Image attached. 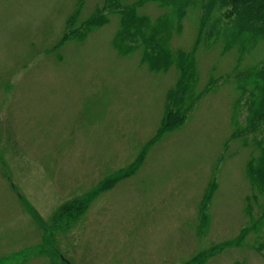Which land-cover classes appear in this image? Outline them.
Returning a JSON list of instances; mask_svg holds the SVG:
<instances>
[{"label":"rangeland","instance_id":"374dc122","mask_svg":"<svg viewBox=\"0 0 264 264\" xmlns=\"http://www.w3.org/2000/svg\"><path fill=\"white\" fill-rule=\"evenodd\" d=\"M135 1L0 0V264H264L263 199H248L264 123L238 86L264 64V20L250 32L222 14L194 49L188 9L160 67L115 42L124 6L155 20L172 8ZM169 107L185 120L161 132Z\"/></svg>","mask_w":264,"mask_h":264},{"label":"trees","instance_id":"16d2710c","mask_svg":"<svg viewBox=\"0 0 264 264\" xmlns=\"http://www.w3.org/2000/svg\"><path fill=\"white\" fill-rule=\"evenodd\" d=\"M147 0H136L134 4L146 2ZM162 6L171 4L172 8L164 14V16L159 19H152V17L146 15L141 17H136L135 13L137 9L135 6L126 5L124 8L126 9V15L124 16V20L122 22V31L120 36L116 38V44L119 45L123 51H131L132 49H136L139 47H143L144 50V60L148 63H152V51L159 52L155 63L157 65L169 64L172 61L170 52L167 53L164 44L168 40L170 35V22L174 17H179L182 15H186L187 10L191 8H196L200 10V32L198 40L196 41L194 49L199 48V44L203 43L204 45H208L209 41H211L212 37L217 35L218 32V19L220 15L228 16L229 18L235 16L238 19L242 18V24H248V26L244 27V29L251 32L252 29H255L254 26L256 23L258 25L261 24V20H264V0H158ZM180 2V4H176L175 2ZM171 7L170 5H167ZM227 14V15H226ZM135 17V18H134ZM227 17V18H228ZM139 18V19H137ZM126 19V21H125ZM258 19V22L256 21ZM90 22V20H88ZM87 23V22H86ZM168 25V27H164ZM163 26V27H162ZM175 28H178V24H175ZM78 28H72V33H76ZM68 33H64L60 38V44L66 40V36ZM129 36H134L132 40L128 38ZM164 36V37H163ZM125 38L126 42H123L122 39ZM58 45V44H57ZM56 45V46H57ZM55 46V47H56ZM54 47V48H55ZM263 62V61H262ZM187 66H185L183 70V80H189L188 84H182L181 86L177 85L175 90L178 94H182L187 98L183 103V106L190 105L195 97L190 93L193 89L189 87L191 82L196 83L195 78L191 75L193 69L195 67L194 60L188 59L186 61ZM260 63L257 65L250 66L245 71L244 81L238 84L239 90L245 92L248 95V102L251 104V109L253 115L249 117L252 122L250 124L259 125V123H264V64L261 66V69L257 70ZM257 68V69H256ZM197 75V73H196ZM252 75V76H251ZM175 96L172 98L174 99ZM178 99L180 100L179 96ZM261 104H260V103ZM254 105H259L258 109L254 107ZM173 109L169 107L164 122L159 129V131L163 132L164 130L170 129V127H174L177 125H181L185 117L183 116L182 111L185 109ZM250 108V107H249ZM250 109V112H251ZM251 124V125H252ZM239 132L241 129H236ZM255 144L257 148L260 149V154L257 158H252L249 160V176L251 182L253 184V191L249 195L248 199H255L259 201L263 199V203L260 204L261 215L256 220L253 228L257 232H262L264 230V164L262 167H258L259 159L264 162V140L258 141L255 139ZM263 144V145H262ZM259 176L263 178L259 179ZM70 207V204L62 205L61 209L54 213L53 220H57L61 214L66 212V207ZM73 207V204H71ZM249 208V204L247 205V211ZM252 208V207H251Z\"/></svg>","mask_w":264,"mask_h":264}]
</instances>
